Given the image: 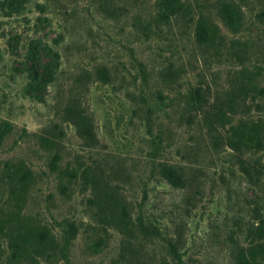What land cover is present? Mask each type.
<instances>
[{
    "label": "rangeland",
    "instance_id": "rangeland-1",
    "mask_svg": "<svg viewBox=\"0 0 264 264\" xmlns=\"http://www.w3.org/2000/svg\"><path fill=\"white\" fill-rule=\"evenodd\" d=\"M167 1L0 0V264H264V0Z\"/></svg>",
    "mask_w": 264,
    "mask_h": 264
},
{
    "label": "trees",
    "instance_id": "trees-1",
    "mask_svg": "<svg viewBox=\"0 0 264 264\" xmlns=\"http://www.w3.org/2000/svg\"><path fill=\"white\" fill-rule=\"evenodd\" d=\"M169 1V0H168ZM167 1V5L169 6V2ZM166 3V2H165ZM222 13L225 18V20L232 24L234 23L235 18L237 17V11L236 9L228 4L223 5L222 7ZM215 34V30L213 27L207 23L204 20H200L197 25V39L199 42L206 43L212 39V37ZM32 69H38L36 68V63H31ZM95 77L97 80H100L102 82H106L109 79V73L107 72V68L104 65H98L95 67ZM35 77H38L37 70H34ZM75 98H73L69 104H67L64 114L65 117L73 124L75 125L77 129V133L81 138H83L87 143L91 144L94 143L96 140V133L94 130V126L92 123L91 117L84 112V109L80 106V103H78L77 96L74 94ZM259 127L253 126L250 131H246L245 129H237L235 130V135H237L238 142L241 144H244V136L246 135L247 138H257L258 145H261V139H259L257 136ZM253 132L255 135H253ZM244 142V143H243ZM246 144V143H245ZM66 171V169L64 170ZM160 175L163 179H165L167 182H169L172 185H178L181 183V177L176 170V168L169 164H164L161 167ZM84 179L86 181V173H83ZM110 198V196H109ZM110 209H112L110 207ZM121 213L125 216L124 208L122 207ZM120 217L113 215L109 222L115 223L117 220H119ZM140 220V219H139ZM123 222V220H121ZM123 226L126 227V224L122 223ZM139 225H143L142 220H140ZM167 240V246L169 252L177 259L178 264H188L185 262L184 258L182 257V254L179 251V237L177 239L175 238H168ZM36 241V242H35ZM30 242H35L36 245L32 248L35 250L36 248H39L41 250H44V248L54 247L53 240L49 237L48 230L45 227L40 226H32L28 228L25 231L18 230L17 236L14 237L12 240V248L14 254H19L21 251H25L28 248V244ZM244 262H247L244 261Z\"/></svg>",
    "mask_w": 264,
    "mask_h": 264
}]
</instances>
